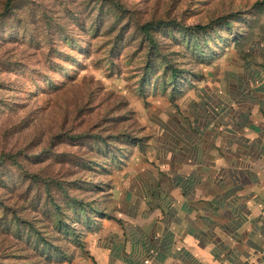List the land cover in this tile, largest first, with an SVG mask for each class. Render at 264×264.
<instances>
[{
    "label": "rangeland",
    "instance_id": "374dc122",
    "mask_svg": "<svg viewBox=\"0 0 264 264\" xmlns=\"http://www.w3.org/2000/svg\"><path fill=\"white\" fill-rule=\"evenodd\" d=\"M258 68L264 0H0V264H172Z\"/></svg>",
    "mask_w": 264,
    "mask_h": 264
},
{
    "label": "crops",
    "instance_id": "0c3cea01",
    "mask_svg": "<svg viewBox=\"0 0 264 264\" xmlns=\"http://www.w3.org/2000/svg\"><path fill=\"white\" fill-rule=\"evenodd\" d=\"M256 71L246 78L241 93L238 134L230 124L224 139H209L208 201L186 209L191 214L182 218L176 252L162 256L170 261L174 257L172 264H264V68ZM200 193V187L194 190L197 200ZM113 231L116 238L122 234L119 227Z\"/></svg>",
    "mask_w": 264,
    "mask_h": 264
},
{
    "label": "trees",
    "instance_id": "16d2710c",
    "mask_svg": "<svg viewBox=\"0 0 264 264\" xmlns=\"http://www.w3.org/2000/svg\"><path fill=\"white\" fill-rule=\"evenodd\" d=\"M166 27H175V28H180L182 26H179L177 24H166L163 22H154V23H146L138 28L139 33L148 39L149 42H152L150 39V35L154 33L155 31L166 28ZM209 26H193L192 28H181L180 31L183 32L185 30H191L192 33L191 35L196 36L197 34H200L204 32L203 30L207 29ZM172 73V71H171ZM171 79H173V74H170Z\"/></svg>",
    "mask_w": 264,
    "mask_h": 264
}]
</instances>
